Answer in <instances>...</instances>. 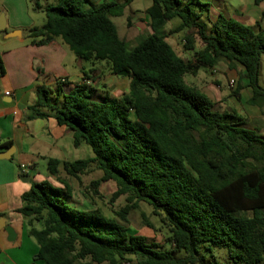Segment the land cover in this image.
<instances>
[{
    "label": "trees",
    "instance_id": "obj_1",
    "mask_svg": "<svg viewBox=\"0 0 264 264\" xmlns=\"http://www.w3.org/2000/svg\"><path fill=\"white\" fill-rule=\"evenodd\" d=\"M132 1L83 9L90 0L45 6L35 0L46 20L29 29L34 44L61 37L78 58L107 61L113 74L127 71L130 79L128 92L112 99H93L86 82L62 99L37 87L28 118L52 116L72 130L75 146L86 143L94 151L88 159H48L60 185L34 181L22 194L19 212L38 244L37 257L46 264H264V135L235 112L215 110L213 100L185 80L222 60L239 63L253 90L250 102L263 107L264 31L223 14L208 26L203 12L191 7L210 11L201 0H153L146 9L152 33L131 48L113 18L123 16ZM175 19L172 32L195 30L203 43L192 58L180 56L167 40L165 26ZM185 41L186 50H195L194 35ZM242 88L234 90L237 97ZM92 164L103 172L93 186L113 180L114 198L126 196L118 213L122 220L141 202L149 204L169 230L170 249L130 234L123 221L99 208L75 205L74 188L60 179L59 166L78 177ZM216 249L227 252L225 262ZM181 251L185 255L179 257Z\"/></svg>",
    "mask_w": 264,
    "mask_h": 264
},
{
    "label": "crops",
    "instance_id": "obj_2",
    "mask_svg": "<svg viewBox=\"0 0 264 264\" xmlns=\"http://www.w3.org/2000/svg\"><path fill=\"white\" fill-rule=\"evenodd\" d=\"M3 1L0 0V5ZM247 14L250 16L243 20ZM238 15L243 23L264 31V0L259 3L254 1L248 6L239 2ZM7 21L13 26L12 30L6 28L0 32V55L4 66V72L0 74V264H46L37 257L38 244L29 236L27 223L19 212L22 194L30 190L34 181L48 179L45 175L47 171L49 173L48 159L61 157L65 148L62 141L66 135L73 136V132L66 126L58 125L52 116L29 119L28 107L36 101L37 87L42 85L48 88L56 84L63 95L86 82L93 89L92 98L97 100L99 76L97 72L93 76L87 72L83 59L70 56L66 47L68 45L61 37H55L43 45L34 44L31 38L24 37L23 31L20 36L6 37V32L16 30L19 26L14 14L9 15L7 12ZM234 65L231 67L241 71L238 78H232L238 86H243L239 97L233 95L232 91L230 94L225 92L219 79L208 84L203 81L204 86L195 83L191 85L198 87L213 100L215 110L235 112L245 119L247 127L259 129V133L264 135V106L250 102L253 90L249 80L244 77L245 69L239 63ZM86 73L90 75L89 79ZM129 85L130 79L115 80L113 89L120 97L126 93ZM252 122L255 123L250 126ZM21 165H26V172H23ZM31 172L34 173L33 178L29 175ZM76 200L74 189L75 205L86 209L85 203ZM6 226L13 228V239Z\"/></svg>",
    "mask_w": 264,
    "mask_h": 264
},
{
    "label": "rangeland",
    "instance_id": "obj_3",
    "mask_svg": "<svg viewBox=\"0 0 264 264\" xmlns=\"http://www.w3.org/2000/svg\"><path fill=\"white\" fill-rule=\"evenodd\" d=\"M38 1L42 6L55 2V0ZM124 1L125 0H90V2L84 3L82 8L90 9L106 2ZM184 1L185 3L188 2V0ZM201 1L210 4V11L205 9L203 10L200 6L195 4H192L191 7L197 13L203 12L201 21L205 22L208 26H211V22L214 21L219 14H223L226 17H232L242 21L240 15H238L239 2L245 6H248L255 0ZM152 3L153 0H133L126 7L125 14L123 16L113 18L114 22L119 26L120 32L122 36H124L123 38L128 41L131 48L137 45L142 38L152 32L150 19L146 13L147 7L151 6ZM0 12V16L4 14L6 21L7 12L9 15L14 14V18H16L19 23V26L17 27L18 29L16 30L23 31L24 37L28 39L29 29L34 26H42L46 20L45 12L42 9H35V0H4L0 5ZM247 16L250 15H245V19L243 20H246ZM128 17H130V22H128ZM132 20H134V22H132ZM247 22L249 21L247 20ZM178 24V19L172 20L166 24L164 32L168 35L167 40L180 56L183 58H192L196 50L202 49L203 43L195 30L186 29L179 32H172V30H174ZM6 28L12 30L13 26L10 23H7ZM188 34L195 36V50L185 49V37ZM66 47L70 53V56L75 59V53L70 50L69 46ZM83 65L85 66L87 72L92 76L94 72L98 73L99 85L98 91L96 93L98 96L96 98L97 100H100L99 96L105 97L107 94L111 99L116 98V96L117 98L121 97H118L119 95H117L115 93V89H113L115 80L127 81L129 79L127 76L113 74L107 61L100 60L93 62L90 60H83ZM234 66L231 67V65H229L226 61L222 60L215 67H202L195 75L186 74L185 80L189 84L195 83L199 86H204L203 81L208 84L214 79H219L221 82L220 86L222 85L221 87L223 90L228 94H230L232 91V94L234 95V90L238 87V83L236 81V85L232 87L230 81L232 78H238V76L241 74V71H239V69ZM232 68H235V70L233 71ZM259 84L264 88V55L261 58ZM48 88L51 91L52 96L56 97L59 95L60 99L63 98L62 94H58L56 84H52ZM128 90L129 88L126 89V92H128ZM254 123H250V126H252ZM62 143L65 145V148L63 149L61 157L58 158H62L64 161L88 159L94 156V151L90 145L82 143L80 146H75L72 135H66ZM102 174L103 172L97 167V165L92 164L86 172L80 174L78 177H75L68 175L63 166L60 165L58 176L60 179H65L70 185H72L76 191V201L79 200L82 203H85L86 209L99 208L107 216L115 217L119 221H123L118 213L124 209L128 202L125 195L114 198V193L117 190L116 182L113 180H108L101 182L96 187L92 185V182L100 179ZM29 175L31 178H33L34 173L31 172ZM45 175L47 176L46 178H48V180H50L53 184L54 182L57 185L59 184L57 178L48 173V171ZM123 222L130 234L145 235L158 245L165 247L166 249L171 248V245L167 240L168 236L170 235L169 230L166 225L161 222L160 217L153 213V209L149 204L141 202L138 208L130 209L127 214V221ZM215 254L220 262H225L228 259L227 252L223 249H216ZM177 255L181 257L184 256L185 253L184 251H181L178 252Z\"/></svg>",
    "mask_w": 264,
    "mask_h": 264
},
{
    "label": "water",
    "instance_id": "obj_4",
    "mask_svg": "<svg viewBox=\"0 0 264 264\" xmlns=\"http://www.w3.org/2000/svg\"><path fill=\"white\" fill-rule=\"evenodd\" d=\"M6 27H7V21L5 19L4 14H2L0 16V32L1 31H5ZM20 35H21V31L20 30H14V31L5 33L6 37H15V36H20ZM1 73H2V71L0 70V74ZM119 75L127 76L128 72L127 71H121V72H119ZM9 150H10V148L8 149V151ZM6 230L8 231L10 238L13 239L14 238L13 236L15 234L14 231H13V228L10 227V226H6Z\"/></svg>",
    "mask_w": 264,
    "mask_h": 264
},
{
    "label": "built area",
    "instance_id": "obj_5",
    "mask_svg": "<svg viewBox=\"0 0 264 264\" xmlns=\"http://www.w3.org/2000/svg\"><path fill=\"white\" fill-rule=\"evenodd\" d=\"M231 86L234 87L236 85V80L235 79H231ZM21 169L23 170V172L27 171V167L26 165H21Z\"/></svg>",
    "mask_w": 264,
    "mask_h": 264
}]
</instances>
